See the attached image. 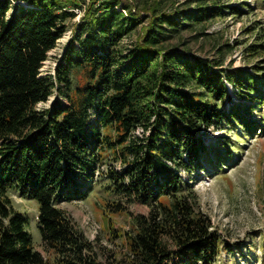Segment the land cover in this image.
I'll list each match as a JSON object with an SVG mask.
<instances>
[{
    "label": "trees",
    "instance_id": "1",
    "mask_svg": "<svg viewBox=\"0 0 264 264\" xmlns=\"http://www.w3.org/2000/svg\"><path fill=\"white\" fill-rule=\"evenodd\" d=\"M0 0V264H102L94 244L77 228L63 200H83L94 189L97 163L111 155L108 189L150 207L133 218L131 264H216L230 248L211 218L197 210L198 196L182 172L205 161L232 159L226 137L206 145L204 132L227 123L251 134L264 120V66L226 70L220 57L194 55L170 44L182 31L239 11L221 0ZM72 5L73 7H69ZM54 74L41 72L48 54L77 17ZM133 48L122 41L140 26ZM261 44L247 47L259 53ZM83 72V84L73 74ZM247 104L233 105L228 84ZM56 93L50 108L47 102ZM66 98V103L60 99ZM142 129V136H134ZM105 130H112V134ZM39 205L43 244H34L29 217L9 195ZM111 212L125 211L109 204Z\"/></svg>",
    "mask_w": 264,
    "mask_h": 264
},
{
    "label": "rangeland",
    "instance_id": "2",
    "mask_svg": "<svg viewBox=\"0 0 264 264\" xmlns=\"http://www.w3.org/2000/svg\"><path fill=\"white\" fill-rule=\"evenodd\" d=\"M80 3V0H72ZM126 1V0H125ZM131 1V0H127ZM189 0H170L166 10L184 9ZM222 4L237 7L239 11L227 9V13L186 29L172 39L170 44H177L191 54L224 60L223 68L255 71L264 66V0H221ZM82 4V3H80ZM69 7H73L70 5ZM77 17L68 21L69 30L49 52L48 59L41 69L42 74H54L57 63L63 56L67 43L73 37L76 24L83 17L84 11L72 9ZM144 25L125 38L122 44L133 48L143 35ZM261 44L259 53L249 55L247 47ZM259 70V69H258ZM264 74L263 71H258ZM74 83L83 84V72L73 74ZM233 105L247 104V100L237 95L232 84H228ZM57 94L47 102L37 105L41 110L50 108ZM66 103V98L60 96ZM259 125L253 134L240 126H224L208 129L204 132L206 145L217 144L222 137L231 140L232 159H225L221 170L215 169L219 162L205 161L203 168L189 176L182 172L193 186L197 196V210L207 214L225 239L230 248L222 250L216 264H264V120L257 108L250 115ZM114 136L112 130H105ZM138 129L134 136H141ZM124 166L112 155L97 163L95 185L90 196L83 200L60 202L59 206L67 211L77 228L94 244L98 261L102 264H131L129 234L133 230V218L136 215H148L150 207L128 195H118L108 189L106 171ZM14 207L29 217L28 229L33 235L36 249L50 262L56 260V254L46 250L38 227L39 205L35 200L22 198L17 192L9 193ZM121 204L125 211L111 212L109 204Z\"/></svg>",
    "mask_w": 264,
    "mask_h": 264
},
{
    "label": "built area",
    "instance_id": "3",
    "mask_svg": "<svg viewBox=\"0 0 264 264\" xmlns=\"http://www.w3.org/2000/svg\"><path fill=\"white\" fill-rule=\"evenodd\" d=\"M140 130V129H139ZM142 130V129H141ZM142 132H143V130H142ZM142 136V135H141Z\"/></svg>",
    "mask_w": 264,
    "mask_h": 264
}]
</instances>
